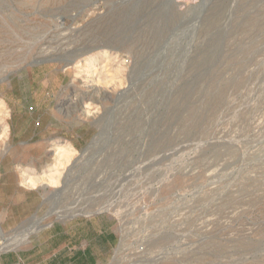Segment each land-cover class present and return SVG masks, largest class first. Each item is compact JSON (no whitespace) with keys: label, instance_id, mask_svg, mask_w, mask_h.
Listing matches in <instances>:
<instances>
[{"label":"rangeland","instance_id":"rangeland-1","mask_svg":"<svg viewBox=\"0 0 264 264\" xmlns=\"http://www.w3.org/2000/svg\"><path fill=\"white\" fill-rule=\"evenodd\" d=\"M84 218L107 264H264V0H0V254Z\"/></svg>","mask_w":264,"mask_h":264},{"label":"crops","instance_id":"crops-1","mask_svg":"<svg viewBox=\"0 0 264 264\" xmlns=\"http://www.w3.org/2000/svg\"><path fill=\"white\" fill-rule=\"evenodd\" d=\"M99 218L53 224L17 252L0 254V264H107L117 243L109 224Z\"/></svg>","mask_w":264,"mask_h":264},{"label":"bare ground","instance_id":"bare-ground-1","mask_svg":"<svg viewBox=\"0 0 264 264\" xmlns=\"http://www.w3.org/2000/svg\"><path fill=\"white\" fill-rule=\"evenodd\" d=\"M104 51V50H103ZM51 182L53 183V182H55L53 179H51ZM41 219V218H40ZM31 221V220H30ZM39 221V220H38ZM40 223V222H39ZM32 225V224H31ZM37 225V221H35V226ZM31 227H33V226H31ZM30 227V228H31ZM33 229H34V227H33ZM32 229V230H33ZM31 230V229H30ZM30 230H28V231H30ZM25 237V236H24ZM5 240H7V239H5ZM19 241H21V240H19ZM2 246L0 247V251H2V250H4V249H6V248H8V243H6L5 241L4 242H2V244H1ZM16 247V246H15Z\"/></svg>","mask_w":264,"mask_h":264},{"label":"water","instance_id":"water-1","mask_svg":"<svg viewBox=\"0 0 264 264\" xmlns=\"http://www.w3.org/2000/svg\"><path fill=\"white\" fill-rule=\"evenodd\" d=\"M173 1V0H172Z\"/></svg>","mask_w":264,"mask_h":264}]
</instances>
